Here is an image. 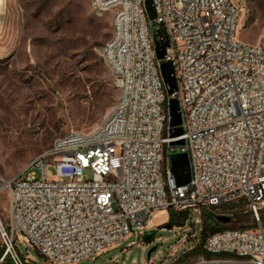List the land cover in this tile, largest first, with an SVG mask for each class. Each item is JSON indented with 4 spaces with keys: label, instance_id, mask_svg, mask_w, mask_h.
<instances>
[{
    "label": "built area",
    "instance_id": "obj_1",
    "mask_svg": "<svg viewBox=\"0 0 264 264\" xmlns=\"http://www.w3.org/2000/svg\"><path fill=\"white\" fill-rule=\"evenodd\" d=\"M153 2L152 21L145 0H90L111 16L102 58L119 101L92 133L58 139L19 175L0 173L7 203L0 264H29L19 240L48 264H83L140 238L154 212L199 215L236 203L246 205L255 229L210 235L203 246L210 257L192 264H264V36L239 41L233 0ZM158 45L166 46L163 60ZM167 62L177 82L172 96L161 73ZM171 99L180 106L179 138L171 136ZM173 149L189 159L184 187L171 171ZM201 231L191 234L199 237L193 248Z\"/></svg>",
    "mask_w": 264,
    "mask_h": 264
},
{
    "label": "rangeland",
    "instance_id": "obj_2",
    "mask_svg": "<svg viewBox=\"0 0 264 264\" xmlns=\"http://www.w3.org/2000/svg\"><path fill=\"white\" fill-rule=\"evenodd\" d=\"M233 2L241 8L239 41L256 44L264 36V0ZM111 34V16L96 13L90 0H0L1 174L19 175L58 139L73 132L90 134L113 112L120 91L102 58ZM5 199L0 196L3 212ZM164 213L151 215L140 238L83 264H175L199 240L191 234L198 235L205 218L229 217L239 228L235 216L250 212L243 203L202 210L189 214L193 224L182 229L164 227L169 220ZM243 227L255 229L253 217ZM16 245L29 255V264H48L27 242ZM0 250L5 253L1 237Z\"/></svg>",
    "mask_w": 264,
    "mask_h": 264
},
{
    "label": "water",
    "instance_id": "obj_3",
    "mask_svg": "<svg viewBox=\"0 0 264 264\" xmlns=\"http://www.w3.org/2000/svg\"><path fill=\"white\" fill-rule=\"evenodd\" d=\"M145 7L150 20H155L156 11L154 8L153 0H145ZM165 47H160L159 45L157 46L156 53L158 60H163L165 58ZM161 73L164 82L168 87V94L169 96H172L177 91V82L173 75L174 70L172 64L170 62L163 63L161 66ZM169 108L171 115L170 125L174 129L171 136L172 138H179L183 135V130L181 128L182 118L178 100L171 99ZM182 145H184V141H179L172 144V146ZM171 171L173 176L175 177L177 187H184L190 183L191 171L187 154H173L171 156ZM218 220L224 224L230 223L231 221L229 217H218Z\"/></svg>",
    "mask_w": 264,
    "mask_h": 264
},
{
    "label": "trees",
    "instance_id": "obj_4",
    "mask_svg": "<svg viewBox=\"0 0 264 264\" xmlns=\"http://www.w3.org/2000/svg\"><path fill=\"white\" fill-rule=\"evenodd\" d=\"M168 214H169V220L164 227L170 229L174 227L183 228L186 225V222L189 218V214L185 212L176 213L173 211H168ZM251 217H252L251 213H247V214L241 213L235 216V221L240 229L249 230V228H244L243 224L249 222ZM262 218H264L263 215ZM218 222H219L218 217L208 216L207 218H205L204 224L202 226V231L200 234V243L191 251L185 253L182 257H180L175 264H182L183 262H187L192 259H197L200 257L209 258L210 256L204 251L203 248L205 240L214 233L223 231L228 228H235L236 226V225L232 226L231 223H227V224H222V227H219ZM152 237L153 236L151 237L145 236V240H149ZM3 255H4V250H0V257H2Z\"/></svg>",
    "mask_w": 264,
    "mask_h": 264
},
{
    "label": "crops",
    "instance_id": "obj_5",
    "mask_svg": "<svg viewBox=\"0 0 264 264\" xmlns=\"http://www.w3.org/2000/svg\"><path fill=\"white\" fill-rule=\"evenodd\" d=\"M158 218H160V216ZM162 218L168 219V212L164 213V216Z\"/></svg>",
    "mask_w": 264,
    "mask_h": 264
}]
</instances>
